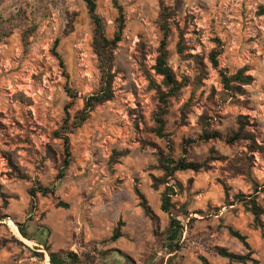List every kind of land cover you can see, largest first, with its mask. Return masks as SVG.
Wrapping results in <instances>:
<instances>
[{
	"label": "rangeland",
	"instance_id": "1",
	"mask_svg": "<svg viewBox=\"0 0 264 264\" xmlns=\"http://www.w3.org/2000/svg\"><path fill=\"white\" fill-rule=\"evenodd\" d=\"M119 1L127 24L116 51L115 98L70 135L71 166L57 181L64 145L56 133L100 86L87 5L0 0V264H50L49 251L94 257L100 264H243L219 256V248L248 258L244 264H264V216L256 224L237 198L252 196L264 208V151L257 147L264 148V0H183L169 20L170 66L186 83L170 100L169 140L155 133L160 103L147 77H155L164 38L160 1ZM164 1L175 11L177 0ZM96 2L114 39L118 10L112 0ZM181 33L188 48L183 57ZM58 38L66 69L53 54ZM213 54H220L227 76L244 71L252 77L243 96L226 94ZM240 116L247 118L256 145L226 142L239 129ZM204 129L225 138L202 142ZM213 149L219 157L209 171L175 175L184 186L174 203L185 234L171 258L156 234L170 223L161 209L165 186L155 181L164 177L158 154L203 162ZM125 152L129 155L121 157ZM38 185L56 193L32 197ZM140 194L158 227L145 214ZM13 226L26 230L32 244ZM118 228L122 237L114 241ZM108 251L113 252L102 256Z\"/></svg>",
	"mask_w": 264,
	"mask_h": 264
},
{
	"label": "trees",
	"instance_id": "2",
	"mask_svg": "<svg viewBox=\"0 0 264 264\" xmlns=\"http://www.w3.org/2000/svg\"><path fill=\"white\" fill-rule=\"evenodd\" d=\"M88 9V13L93 25V52L97 57L99 63V71L101 75L100 86L98 90L94 93L86 96L83 100L84 106L74 117L68 114L67 118L64 120L63 126L56 133V137L59 140L63 141L64 145V154H63V169L57 177V181H61L65 178V172L71 166L72 152H71V141L70 135L76 133L81 129L90 119L91 115L100 107L111 102L115 98V62H116V51L118 45L122 41V34L126 30V14L124 7L120 4L119 0H112L115 9L118 10V33L114 39L108 37L106 33V25L99 14V8L96 0H83ZM161 6V16H160V27L164 34L163 41L159 49V56L156 59V65L152 68L155 72V77L162 80L161 84L158 83V80L148 73V80L151 84V89L154 90L158 96L160 103L159 110L155 115V133L160 139L169 140L170 135L167 133L168 120L170 108V100L177 98L180 92L186 87V83L179 82L176 73L170 66V52L168 50V38L171 32V26L169 20L173 19L175 12L179 10L183 0L176 1L175 11L172 8L168 7L164 0H159ZM69 36L67 33L65 37ZM1 40V38H0ZM62 38H58L55 42L53 54L60 61L63 69L65 68V63L60 54L57 52L61 45ZM187 44L184 38V34H180L179 43H178V52L183 57L185 51H187ZM220 54H213L211 56V62L213 67L216 70H219L224 91L226 94L231 97H240L244 95V87L250 86L252 83V77L246 76L244 71H240L238 74L233 76H227V74L220 70V65L218 62V57ZM68 93L71 98H74L76 95L74 91L68 90ZM67 110L70 109L68 106ZM239 129L232 132L227 138L226 142L230 145H233L237 142L243 140H250L256 145L253 132L247 131L246 127L249 125L247 118L245 116L239 117ZM224 136L218 131H208L204 129L203 136H201L200 141L209 142L215 140H224ZM190 143H195L189 141ZM261 151H264V148L257 146ZM129 152L121 154V157H127ZM159 168L164 173V177L161 179H155L156 182L165 186V191L162 198V211L169 216L170 223L167 229L163 233L156 232L157 236L162 239L164 243V248L173 258L181 249L183 242L185 227L180 220L177 210V204L174 203V197L177 196L179 192L184 191V186L182 183L175 180V175L178 172H187L192 171L195 173H200L202 171H209L211 166L210 164L216 161L219 157L218 152L213 149L211 151V157L206 159L203 162H190L185 158L175 160L171 156H166L163 152L159 154ZM174 181V184L172 183ZM158 187V185H157ZM42 194L43 196L53 195L56 193V188H45L42 185H38L37 188L33 191L32 197H36L37 194ZM142 200V207L145 211V214L151 219L153 224L158 227V218L154 214L152 208L148 205L147 200L143 195H139ZM239 201L243 203V206L247 212L251 213L255 219L256 224L261 223V219L264 216V208L252 197V196H237ZM183 215H188L187 211L183 212ZM20 234L22 237L28 241H33L29 236L28 232L22 228H19ZM230 234L243 241L245 243V238L241 236L238 232H235L232 228L229 229ZM122 237L121 230L116 229L113 240L116 241ZM113 251H108L106 254L102 255L104 257L109 256ZM217 254L223 258L229 259L231 262L236 263H246L248 258L243 256H237L232 253H229L225 249H217ZM38 257L43 258V255H38ZM49 263L50 264H100L97 258L89 257L82 258L78 254L69 252H50L49 251ZM204 264H208L207 261H204Z\"/></svg>",
	"mask_w": 264,
	"mask_h": 264
},
{
	"label": "bare ground",
	"instance_id": "3",
	"mask_svg": "<svg viewBox=\"0 0 264 264\" xmlns=\"http://www.w3.org/2000/svg\"><path fill=\"white\" fill-rule=\"evenodd\" d=\"M13 227H14V226H13ZM14 228H15L16 235H18V237H20L21 239H23L25 242H27V243H29V244H32L31 242L27 241L26 239H24V238L22 237V235L20 234L19 230H18L16 227H14Z\"/></svg>",
	"mask_w": 264,
	"mask_h": 264
}]
</instances>
